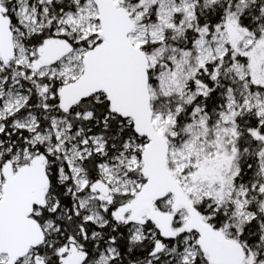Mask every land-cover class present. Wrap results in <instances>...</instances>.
Returning a JSON list of instances; mask_svg holds the SVG:
<instances>
[{
    "label": "snow or ice",
    "instance_id": "obj_1",
    "mask_svg": "<svg viewBox=\"0 0 264 264\" xmlns=\"http://www.w3.org/2000/svg\"><path fill=\"white\" fill-rule=\"evenodd\" d=\"M0 264H264V0H0Z\"/></svg>",
    "mask_w": 264,
    "mask_h": 264
}]
</instances>
